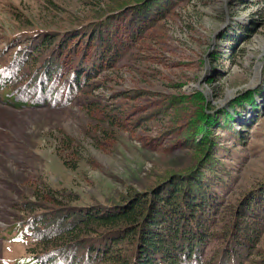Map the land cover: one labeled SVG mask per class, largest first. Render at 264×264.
Segmentation results:
<instances>
[{"label": "rangeland", "instance_id": "1", "mask_svg": "<svg viewBox=\"0 0 264 264\" xmlns=\"http://www.w3.org/2000/svg\"><path fill=\"white\" fill-rule=\"evenodd\" d=\"M130 1H95L98 11L82 0H0V42L31 27L69 30ZM162 2L154 20L117 15L103 49L81 31L69 40L63 76L74 68L85 75L97 58L96 75L71 104L19 106L0 92V264H34L21 234L25 202L46 211L115 201L193 168L201 149H212L197 140L203 108L230 109L238 121L211 133L210 160L228 163V171L213 167L226 186L219 215L253 187L264 204V0ZM134 17L145 27L137 34Z\"/></svg>", "mask_w": 264, "mask_h": 264}, {"label": "trees", "instance_id": "2", "mask_svg": "<svg viewBox=\"0 0 264 264\" xmlns=\"http://www.w3.org/2000/svg\"><path fill=\"white\" fill-rule=\"evenodd\" d=\"M82 1L91 3L90 7L98 11L101 9L95 2L99 0ZM162 1L169 4L173 0L124 2L98 13L99 17L74 22L69 30L31 27L17 32L11 39L0 42V92L6 91L19 106L71 104L90 85L89 77L96 75L91 69L97 58L87 61L90 71L85 75L74 68L63 76L66 61L63 54L69 40L81 31L89 42L96 38L97 47L102 48L106 29L116 23L117 15L129 10L133 15L146 12V21L154 20L163 12ZM140 20L134 17L131 24L135 34L145 28ZM223 57L221 54L216 59L221 61ZM244 101L238 100V105H247ZM209 110L203 108L197 115L200 120L197 132L201 136L197 140L206 146L213 141L212 149L207 153L201 149L195 166L185 173L170 174L145 191H134L115 201L60 202L46 211L40 209L45 204L38 201L23 203L25 219L20 223L21 234L27 236L33 263L264 264V204L258 194L263 190L254 192L255 187L251 188L238 198L232 214L219 215L224 200L219 191L226 186L213 167L219 172L228 171V163L223 161L217 166V160H210L215 155L213 148L218 145L217 137L211 133L228 123L233 127L237 119L230 109L214 115Z\"/></svg>", "mask_w": 264, "mask_h": 264}, {"label": "water", "instance_id": "3", "mask_svg": "<svg viewBox=\"0 0 264 264\" xmlns=\"http://www.w3.org/2000/svg\"><path fill=\"white\" fill-rule=\"evenodd\" d=\"M228 14H229V11H228ZM230 20V17H228V21ZM247 87V86H246ZM249 87V86H248ZM238 89H240L239 87H235L233 90L234 91H236V90H238ZM246 89H249V88H246ZM244 93H247V91L246 92H242V94H244ZM236 97V96H235Z\"/></svg>", "mask_w": 264, "mask_h": 264}]
</instances>
